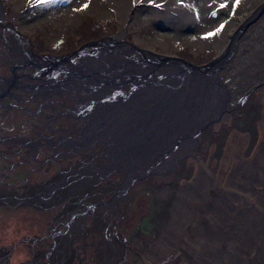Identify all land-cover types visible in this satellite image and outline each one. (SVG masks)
<instances>
[{"label": "rangeland", "instance_id": "obj_1", "mask_svg": "<svg viewBox=\"0 0 264 264\" xmlns=\"http://www.w3.org/2000/svg\"><path fill=\"white\" fill-rule=\"evenodd\" d=\"M20 1L24 2L23 5L17 12L9 14V22L22 37L30 39L32 50L37 52L61 56L86 42L105 37L115 38L120 29L124 28L128 41H132L134 37L140 40L139 49L177 56L197 65L216 57V41L219 50H223L225 41L229 39V32L234 30L233 22L238 16H234V12L239 10L234 9L237 5L244 9L239 0H127L124 8L121 5L116 7L113 0H91V5L88 4L89 0H79L80 3L83 2L79 7L80 11L68 22L63 15L76 9L75 0ZM1 2L5 13L12 9V0ZM231 2L235 4L232 6ZM170 8H174L181 15L170 17ZM250 16L252 17L247 14V17ZM53 30H57L59 34H54ZM83 55L84 58L89 57L84 59L83 66H95L97 69L99 65H108L111 62L118 70L125 69V66L120 68L122 55L92 57V51ZM104 60H107L106 63ZM67 65L62 69L68 68ZM180 68L183 72L187 71L174 62L164 64L160 68V76H166L167 69L177 71ZM78 69L81 70L82 67L78 66ZM90 69H85L84 74L90 73ZM96 73V78H108L105 68L102 72L97 69ZM4 74L7 71L4 70ZM74 78L68 81L80 85L82 80ZM217 78L219 84L216 85L213 81L210 84V81L207 84L199 81L204 88L194 82L187 94L189 106L177 104L176 99H170L167 95L159 97L157 93L148 92L145 97L143 87L137 92L138 98L135 101L130 99L129 102V97L124 95L116 100L119 106H128L133 102L134 108L138 106L142 110L145 106V111H153L151 116L144 115L141 110L132 115L135 119L131 131L129 122L122 124L124 129H128L126 132L122 128H116L117 134L121 133L123 136L120 137V142L129 141L136 146L142 142L143 134L149 133V138L154 140L160 132L163 141L170 139L169 144L172 147L168 146V151L156 156L153 149L157 147L153 142L150 145L152 150L144 149L142 155L131 154V163L137 165L139 160L141 162L137 171L134 168L128 175L124 169L126 170L129 161L127 164L120 159L114 164L108 162L107 168L99 175L105 176L108 171L111 175L108 178L106 176L99 186L92 180L93 186L90 190L82 191H93L89 203H110L96 208L92 215L94 220L88 213L82 215L87 208L76 210L80 213V218L74 219L73 230L72 225L70 226L72 233L62 243V264H159L150 253L161 235V248L157 249L162 253V264H169L175 257V254L167 250L168 243L171 247H182L187 252L181 257V264H264V215L257 220H244L243 216H256L257 211L252 205H259L254 196L249 197L245 195V191L238 189V186L242 190L254 186L258 191L256 196L264 199V191L259 184L262 167L252 166L250 171H243L237 178L239 185L235 186L234 182L230 183V176L235 168L234 158L228 154L232 143L237 142L240 158L247 161L260 146H264V12L237 39L232 57L226 67L218 71ZM92 80L94 78L89 76V83ZM161 80H157L158 87L165 83V80ZM111 81L106 80L104 85H85L81 90L64 92L61 95L53 93L54 95L47 94L46 97L39 96L41 99L30 91L17 89L20 94L27 96L28 101L20 103L16 99H6L2 102L5 106L15 103L11 108H0L4 113L0 115L3 136L34 135L36 131H42L51 135L53 140L55 136L62 137V146L59 143L54 146L57 150L62 149L59 152L62 157L41 169L37 168L36 163H32L25 168L22 178L25 179L28 171L38 169L30 171H40L38 176L30 177V183H36L55 179L62 170L60 178L65 175L64 183L75 182L78 175L66 180V174L69 173H63L66 169L69 171L71 164L76 163V159L70 157L75 154L74 151L80 153L86 147L84 152L90 153L93 149L100 158L107 155L103 151L104 146L109 147V150L116 147V140L107 146V142L92 137V134L89 135L90 139L79 136L83 118L77 116L74 108L81 106V103L80 108H91L95 113L96 103L111 107L110 100L115 101V98L112 97L113 89L110 88H116ZM135 82L123 83L122 89L130 93L134 88L143 85ZM201 96H206L205 100L209 101L211 109L225 106L219 116L204 119L195 125L194 118H203L204 109L208 105L205 102L199 104ZM57 111L62 112V115ZM184 129L187 131L182 139L172 136V131ZM104 132L99 129L96 134ZM152 132L157 135L153 137ZM130 139L135 141L131 142ZM58 140L60 139L55 141ZM94 145L97 146L93 148ZM15 148L24 150L19 143ZM106 163L107 160H104V164ZM201 168L208 173L203 178V185L199 186L196 179ZM112 180L115 188H111ZM28 184L26 181L18 186L25 187ZM68 190L69 188L64 187L62 196L75 195L72 192L67 193ZM19 193L23 196L28 194L25 189L15 192ZM35 206L47 208L50 203L42 201L35 203ZM178 208H183L188 216L191 212L192 221H181V213L176 211ZM224 208L227 209L226 212L223 211ZM75 209L77 208L71 207L68 211L72 213ZM215 210L214 216H218L217 229L215 222L211 221L213 217H210ZM1 214L0 239L4 245L10 247L19 240L21 234L37 233L38 225L42 221V216L33 206L2 209ZM5 215L7 218L3 221ZM172 217L175 221L169 224ZM68 218L69 216L62 221L65 222ZM34 220L38 221L35 229L31 225ZM217 236L222 238V243L214 246ZM27 244H32L30 239L25 241V247Z\"/></svg>", "mask_w": 264, "mask_h": 264}, {"label": "bare ground", "instance_id": "obj_2", "mask_svg": "<svg viewBox=\"0 0 264 264\" xmlns=\"http://www.w3.org/2000/svg\"><path fill=\"white\" fill-rule=\"evenodd\" d=\"M31 1H40V0H31ZM114 1V5L116 7H118L119 5H121L122 8H124L123 6L127 5V0H113ZM240 4L244 7V9H241L239 5L236 6L235 10H239L238 12H234V16H236L238 14V16L236 17V20L233 22L232 20L230 22H233L234 24V28L232 26V28L235 30L240 24L245 23L250 17H247L248 15H253L254 12L257 10V8H259V6H261L264 3V0H239ZM24 3V2H23ZM22 1L20 0H12V9H10L7 13H5V10H3L2 8V2L0 0V19L3 21L0 23L4 24L3 25V30H2V34L5 37L7 36V31L11 28L12 24L9 22V14H13L14 12H17V10H19V8L23 5ZM75 8L76 9H71L69 10L66 14H64L63 18H65V20L68 19V22H71L74 17L76 16V13L79 10V7L82 6L83 2L80 3L79 0H75ZM88 4L91 5V0L88 1ZM169 4V3H168ZM235 3L231 2V5L233 6ZM254 6H256L257 8H255ZM120 12V11H119ZM170 12V17L172 18H176V16H180L181 14L179 12H177L174 8H170L169 10ZM233 12V11H232ZM39 15L40 12H39ZM60 20L62 19V16H59ZM173 22V21H172ZM229 22V23H230ZM229 26V25H228ZM234 30H232L231 32H229V39L228 41H225L226 45L227 43L230 41V38L232 36V33L234 32ZM1 33V30H0ZM54 34H59L57 32V30H53ZM22 40L24 41V46L22 47L23 49L25 48H29L28 47V42H29V38L27 37H22ZM24 38V39H23ZM11 39V38H10ZM128 34L125 31L124 28H121L117 37L114 39L116 40V44L113 45L111 44V47L108 46L107 50H101L99 51V53H97L98 51L94 50L92 52V57H102V56H106V54H108L110 57H118L119 55H122V57L120 58V62L123 68L124 66V70H118V67H113L111 65V62L108 63V65L103 64V66L99 65L97 69H99L100 72L104 71V68L107 70L108 72V78L106 77H97L96 78V67L92 66L91 67H86L83 66V62L85 61L84 59L89 58V57H85L84 55H81L78 59L75 60V62H71V63H67L69 65L68 66V71L67 72H62V67L63 66H59L57 68L54 69H58L59 71L56 74V78L54 79H43L41 81V83L39 84H34V85H30L27 84L26 81H20L19 78L15 79V87L17 86H22L23 89L22 90H31L34 92L35 95H54L53 93H56L57 95H61L64 92H74L77 90H81L80 88L83 86H92V85H104V82L108 79L112 80L111 82L114 83V85L116 86V88H110L113 89V91L111 90L112 97L115 98V101H111V107H104V106H99V103L94 104L95 107V113H93V109H82L80 108L81 106H78L77 108H75V112H77V116L83 118V122L81 124V127L79 129V136H81L84 139H90L89 135L92 134V137H96L99 139L104 140L105 142H107V145H111L115 140L114 144H116V147L110 149V155L107 159V164L109 163H115L118 159H120L122 162H124L125 164L128 163L129 164L126 166V170L125 174L128 175V173H130L131 170H133L134 168H136V171L138 169V164L141 162V160H139L137 162V165H134L135 163H131L130 161V157L131 154L134 155H142L141 152H144V149L146 150H152L153 148L150 146L153 142L155 143V147H157V149H153L154 153L156 154V156L158 154H161V152H166L168 151V146H171V144H169L170 139H168L167 141H163L164 138H162V133H158V135L156 133H153V137L156 136V138L154 140H152L151 138H149V133H145L143 134L142 137V142L136 146L131 145V143L129 141H127L126 143L120 142V137H123L121 133L117 134L116 128H122L124 130V132H126V130L128 129H124V127L122 126L123 123L129 122V127H130V131H131V126L133 125V120L135 119V117H132V115L136 114L138 111H140L141 109H139L140 107H135L134 108V103L131 102V105H118L116 100L118 98L121 97V95H124V97H129L128 101L130 102V99H133L135 101V99H137V92L140 90L141 87H143L144 92H145V97L146 95H148L149 93H157L160 96L163 95H167L168 98L170 99H176L177 100V104L181 103L184 106H189L190 102H188V92L191 90L194 82H196V84L200 85L201 87H203L199 81H205V83L207 84L208 81L209 84L213 83L219 84L216 76L214 77L212 74H205V73H197V72H193V73H189L190 71H185L183 72L182 69H177V71H175L174 69H167V75L166 76H160V74H162V72L160 71L161 66H159L158 68H154L152 69L154 66H143V64L140 63V60L137 59L136 56L132 53V50L134 49V47H138V44L140 42L139 39H137L136 37H134V39L132 41H128ZM15 41V40H14ZM128 41V42H127ZM16 43V41H15ZM130 45H127V44ZM218 42L216 41L214 44V47L216 49V53L217 55L221 54V52L224 51L225 47L223 48V50L221 51V49L219 50V46L217 44ZM15 48V47H14ZM17 49V48H16ZM91 52V51H89ZM150 52V51H149ZM12 54H10V63H9V68L11 66V64H14L12 62H19L21 63L22 61H25V59H21L20 53L18 52V50L14 53L11 52ZM104 54V55H103ZM147 55L149 54H145L144 56L147 58ZM150 56V55H149ZM102 57V58H104ZM107 60H104L103 62L106 63ZM73 67H72V65ZM22 65V64H21ZM71 66V67H70ZM78 66L82 67L81 70L78 69ZM163 66V65H162ZM16 66L11 67V71H15ZM26 67H20V69H25ZM91 68V69H90ZM85 69H90L89 72L91 73L92 78H94V80H92L89 83V78L86 77L85 79H81V77H79L77 74L81 73L80 75H84V72L86 71ZM29 70V69H28ZM165 70V69H164ZM71 71V75L66 74L69 73ZM83 71V72H82ZM74 72H78V73H74ZM62 75H61V74ZM159 73V74H158ZM87 74V73H85ZM136 74H138L139 76H141V79L137 80V79H133L132 76H135ZM210 76V77H209ZM74 77H77L76 79H81L82 82L80 83V85H77L74 81L73 82H69V79H73ZM75 79V78H74ZM165 80V83L163 85V83L160 84V86L158 87L159 83H157V80ZM10 80V78H9ZM9 80L5 79L3 77V83L0 87L1 91L3 92L6 87L10 84ZM161 80V81H162ZM130 81H136V84H143L140 87L134 88V90H132L130 93H126L125 90L122 89V85L124 84H130ZM6 82V83H4ZM63 82V83H62ZM160 82V81H158ZM111 83V85H112ZM6 84V86H5ZM90 84V85H89ZM80 86V87H79ZM120 86V87H118ZM85 88V87H84ZM82 88V90L84 89ZM204 88V87H203ZM15 89V88H14ZM34 89V90H33ZM206 89V88H205ZM16 90V89H15ZM123 90V92H122ZM208 90V89H207ZM116 91V92H115ZM115 92V93H113ZM160 92V93H158ZM14 98L16 100H18L20 103L23 102L26 99L25 95L20 94L19 92L15 91L12 92ZM152 95V94H151ZM201 100L199 101V104L204 103L208 104L205 112H203V118L197 117L194 118L193 123L195 125H197L200 121L202 120H206V119H212L216 116H219V114H221L222 110H223V106L218 107V109L214 108H210L209 106V101L205 100V97L201 96ZM86 101V100H84ZM83 101V102H84ZM176 103V102H175ZM225 104V103H224ZM230 106V105H229ZM173 107V106H172ZM228 108V106H227ZM142 113L144 115L147 116H151L152 115V110L150 111H145V106L143 107V109L141 110ZM211 114V115H210ZM210 115V116H209ZM132 122V123H131ZM176 120H174L173 123H175ZM95 127V128H94ZM99 129L104 130V133H97L96 131H99ZM187 130H175L172 131V136L175 139H182L183 138V134L184 132H186ZM187 134L185 135L186 138ZM91 137V138H92ZM139 140H141L140 137H138ZM145 139V140H143ZM151 139V140H150ZM93 140V139H92ZM131 142H134L135 140L130 139ZM163 141V142H162ZM92 142V141H91ZM90 142V143H91ZM129 142V143H128ZM87 143L88 140H87ZM125 143V144H124ZM237 142H233L232 145L229 148V156H232L234 159V170L232 172V175L230 176V183L234 182L233 185L238 186L239 184L237 183V178L243 173V171H250L249 168H251L252 166H261L260 168L262 169V175H260L261 178V182L260 187L262 188L261 190L264 191V146H260L257 151L254 153V156L247 160V161H243L240 158V155L238 153L237 150ZM109 148V147H108ZM111 148V147H110ZM109 165V164H108ZM125 167V166H124ZM123 169V168H122ZM252 169V168H251ZM207 170H205L204 168L200 169L199 175L196 179V183L199 184V186L203 185L201 183H203V178L207 177ZM246 187V186H245ZM238 189L240 191H245L247 196L252 197L254 196L256 198V200L258 201V205L259 207H255L254 205L253 208L257 211V215L254 216L253 218H247L243 216V219L246 221H253V220H257L259 217H261V215H264V199H261L259 197L256 196L257 188L252 186L249 189L245 188L244 190H242L239 186ZM264 194V193H263ZM264 197V196H263ZM188 199H192L195 200V198H188ZM245 200L249 201L248 198L245 197ZM220 210L222 209V207L219 208ZM176 211L178 213H181V221L183 219H190V221H192V215L191 212H189V216L187 214V212H185V210H180L179 208L176 209ZM224 212L227 211L226 208H224L223 210ZM216 213V210L214 212H212V216L211 221L215 222V228L217 229V224H216V217H218L217 215L214 216V214ZM174 217H172L168 223L172 224L174 222ZM180 221V223H181ZM185 234V233H184ZM186 235V234H185ZM184 235V236H185ZM163 237V235L160 236V238L157 241V245H155L153 247L152 252L150 253V255L152 256V258L157 261V263L162 264V258L161 255L162 253L160 252V250L157 249L161 248V245H159L160 243V239ZM188 239H190L188 237ZM221 242L222 243V238L217 236L214 240V246L218 243ZM169 250V252H172L173 254H175V257L173 260L169 261V264H181V257L185 256L187 254L186 251H183V248L178 247L177 245H175L174 247H171V244L168 243V245L166 246ZM168 252V253H169ZM167 253V254H168ZM160 256V257H158ZM168 255H165V257ZM197 256V255H196ZM187 257H190L189 255ZM196 259V258H195ZM168 260H170V258H168Z\"/></svg>", "mask_w": 264, "mask_h": 264}, {"label": "flooded vegetation", "instance_id": "obj_3", "mask_svg": "<svg viewBox=\"0 0 264 264\" xmlns=\"http://www.w3.org/2000/svg\"><path fill=\"white\" fill-rule=\"evenodd\" d=\"M0 21L3 22L1 19ZM0 30V87L3 83V77L7 80L10 78V84L6 87V89L3 92L0 89L1 108L5 106L2 105V102L6 99H15L12 92L17 91V89L25 92L30 91L32 95L36 97L41 96L35 95L31 90H22V86L15 87V79L19 78L20 81L24 80L30 85H33L35 82L40 84L43 79L56 78L55 73H57L59 70L51 69L50 72L52 73H50L46 72L43 67L35 66V62L41 64L44 63L46 61L47 55H54L47 52H37L32 50L30 45L32 42L30 41L28 42L29 48L23 49L22 47L25 43L14 25H12L7 31L8 37H5L2 34L3 25H1V23ZM17 50L20 53L21 59L24 58L25 61H22L21 63L12 62L14 64H11L10 68L13 66L16 67L14 68L15 71H11V69L8 67L10 63V54H12L11 52L15 53ZM30 54H33L35 57L32 58ZM133 54L134 56L138 55L136 53ZM136 57L140 60L139 55ZM30 60H33L34 62L30 63ZM20 67L26 68L20 69ZM4 70L7 71V74H4ZM23 95L25 94L23 93ZM43 96L46 97L45 95ZM39 98L41 99V97ZM24 101H28L27 96ZM13 105H15V103H9L5 106V109L11 108ZM56 105L59 107L58 103H56ZM80 105L82 106L81 103ZM74 108H77V106H74ZM57 113L62 115V112L57 111ZM3 114L4 113H2V110L0 109V115ZM57 130L60 131L61 129ZM54 132H56V130ZM55 137H53L55 140H60L55 141L52 139L51 135L44 134L42 131H39L38 133L36 131L34 135L25 134L21 136H3L2 124L0 125V219L3 216L1 214L2 209L11 210L22 206L35 207L36 212L40 213V216H42V221L39 223L40 225H38L39 230L37 233L35 232L26 235L21 234L19 240H17L11 247L10 245H4L0 239V264H62V243L66 242V236L72 233L70 226L72 225L73 230L74 219L76 220L77 218H80V213L76 210L81 209L82 207L87 208L85 209V212L82 213V215L88 213L94 220L95 217L92 215L94 214L96 208L101 205L104 206L106 203H110L106 201L89 203L91 202L90 199L93 196V191H82L83 189L88 191L90 190V188L93 186L91 184L92 180H94L95 185L99 186L102 184L104 179L111 175V173H109L110 171H108L105 176L99 175L107 168V163L104 164V160L108 159L110 151L106 146L103 147V151L107 153V155L100 156V158L93 149L90 151V153L84 152L86 147L82 148V152L80 153L74 151L75 154L73 153L70 157L76 159V163L71 164L69 166L71 167L69 171L66 169L63 173H69L66 174V180H68V178H72V176L78 175L79 178L76 179L77 181L75 182L72 181L71 183H64L63 178L65 175L60 178V173L62 174V170L60 171L57 178L50 180L47 179L36 183H30L29 180L30 177L33 178L34 176H38L40 171H34L32 173L30 171L38 169H32L28 171L25 179L22 178L25 168L32 163H36L37 168L41 169L44 165L56 162L58 157H62V154H59V152H62V149L57 150L54 148V146L58 143L60 146H62V137ZM45 141L47 143H45ZM18 143L23 147V151L17 150L15 148ZM100 143L101 142H98V144ZM96 146L97 145H94L93 148ZM20 155L24 156L21 157ZM26 181L29 182L28 186H18L19 183H24ZM72 184H75L76 187ZM107 185H109V183ZM14 186L17 188H13ZM64 187L69 188L67 193L72 192V194L75 195L66 197L68 195L67 194L62 196V189ZM111 188H115L114 180L111 181ZM19 189H25L28 192L27 196H23L22 193L15 194V192ZM42 201L50 203V206L47 208L35 206V203ZM71 207H76L77 209H75L72 213H69L68 210ZM67 216H69L68 220L63 222V218ZM6 218L7 215L4 216L3 221ZM37 224V220H34L31 223L34 229ZM29 239L31 240L32 244H27V247H25V241ZM19 246L21 247L19 248Z\"/></svg>", "mask_w": 264, "mask_h": 264}, {"label": "water", "instance_id": "obj_4", "mask_svg": "<svg viewBox=\"0 0 264 264\" xmlns=\"http://www.w3.org/2000/svg\"><path fill=\"white\" fill-rule=\"evenodd\" d=\"M256 12V13H255ZM254 12V14L252 15V17L250 19H248L245 23L240 24L232 33V36L230 38V41L227 43L225 49L223 52H221V54L216 55V57H214L211 61L201 64V65H197V64H193L191 62H188L187 60L183 59V58H179L177 56H170V55H161V54H155L149 51H145V50H141L138 47H134V49L132 50V53H136L140 56V63L143 64V66H154L152 69L154 68H158L159 66H162L164 64L170 63V62H174L177 63L178 65H181L182 67L186 68L187 71H191V72H199V73H205V74H212L214 77L216 76L217 78V73L219 70H222L226 67L228 60H230V58L232 57V52L234 50V47L236 45V41L237 39L242 35V33L247 29V27L254 22V20L260 16L263 12H264V3L259 6V8H257V10ZM13 32H15L14 30H12ZM116 38V37H115ZM115 38L112 37H105V38H101L98 40H92L89 42H86L82 45H80L79 47H77L76 49H74L71 52H68L64 55L61 56H51V55H47L46 61L44 63H37L35 62V66H40L43 67L46 72H50V70L57 68L59 66H65L67 65V63H71V62H75L76 59H78L81 55H83L86 52L89 51H98L97 53H99V51L101 50H107V47L110 46L111 44L115 45L116 44V40H114ZM127 45H130L129 43ZM31 51V50H29ZM149 54L147 55V58L144 56L145 54ZM30 56L32 58H34L35 56L33 54H30ZM46 56V55H44ZM41 57V56H39ZM38 57V58H39ZM33 60H30V63H33ZM72 65V64H71ZM73 67V65H72ZM122 67V65L120 66ZM69 68H63L62 72H67ZM52 73V72H50ZM74 73H78V72H74ZM71 75V71L69 73H66ZM81 73L77 74L79 77H81V79H85L86 77L89 78V76H91V73H87L84 75H80ZM133 79H141V76H139L138 74H136L135 76H130ZM77 78V77H76ZM80 79V80H81ZM218 80V78H217ZM219 82V80H218ZM63 83V82H62Z\"/></svg>", "mask_w": 264, "mask_h": 264}, {"label": "snow or ice", "instance_id": "obj_5", "mask_svg": "<svg viewBox=\"0 0 264 264\" xmlns=\"http://www.w3.org/2000/svg\"><path fill=\"white\" fill-rule=\"evenodd\" d=\"M45 2H47V0H45ZM87 5H85V7H86ZM225 5H221V7H224ZM217 31H219V29H217Z\"/></svg>", "mask_w": 264, "mask_h": 264}]
</instances>
